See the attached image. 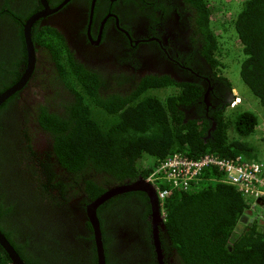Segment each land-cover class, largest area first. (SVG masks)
<instances>
[{"label": "flooded vegetation", "instance_id": "1", "mask_svg": "<svg viewBox=\"0 0 264 264\" xmlns=\"http://www.w3.org/2000/svg\"><path fill=\"white\" fill-rule=\"evenodd\" d=\"M46 2L50 9L57 11H51L31 26V38L36 46L32 77L21 91L0 105V154L3 155L0 160V231L26 264H95V259L98 264L93 227L85 218L87 206L111 187L136 182L142 176L119 181L93 168L75 174L61 163L55 151V135L40 123L42 110L34 109L38 102L45 103L46 97L56 92L62 93V99L71 98V95L66 82L57 74V64L50 50L40 37L43 38L44 33L51 35L49 30H55L73 58L103 78L98 90L104 96L120 88L121 91L130 88L136 82L126 84L113 79L123 74L137 78L138 82L154 77L161 87L156 92L160 93L168 87L163 85L173 86L172 93L175 92L184 121H205V140L219 126V117L234 119L230 117V107L239 104L238 95L221 74L220 66L218 69L211 55L207 56L212 48L207 47L210 40L199 21L194 0ZM43 9H46L43 0H0V92L6 86H13L26 70L29 56L25 25L32 15ZM66 20L71 37L53 25L66 23ZM150 57L156 59L160 67L145 69L143 61ZM167 67L171 68L170 72ZM44 105L50 114L63 115L66 109L52 100ZM3 135L15 142L13 155L5 158ZM20 160L24 161L21 165ZM15 165L29 176L30 167H36L41 187L47 181L43 165L53 167L52 185L59 181L65 188L54 186L50 190L52 199L43 203L39 211L43 213L46 205H52L48 214L66 219L72 244L63 243L61 238L58 243V238L52 241L38 237L35 227L21 221L22 213L27 211L19 206L18 193L7 187V176ZM26 179L34 191L37 183L33 178ZM96 185L103 189L93 198ZM23 203L26 206L24 200ZM97 213L109 263L128 261L132 264L138 261L136 259H145V262L156 259L158 264L154 239L156 224L165 263L179 264L176 259L180 258L171 246L166 229L154 218L151 198L146 192L134 190L114 195L99 206ZM0 249L3 248L0 246Z\"/></svg>", "mask_w": 264, "mask_h": 264}, {"label": "trees", "instance_id": "2", "mask_svg": "<svg viewBox=\"0 0 264 264\" xmlns=\"http://www.w3.org/2000/svg\"><path fill=\"white\" fill-rule=\"evenodd\" d=\"M194 1L199 21L210 40L207 47L212 48L207 56L211 55L219 69L223 65V46L211 16L216 6L209 0ZM230 25L243 47L240 78L264 109V0H242ZM49 32L51 35L44 33L40 38L50 50L57 74L66 82L71 98L62 99L59 92L46 97L45 103L52 100L66 108L63 115L50 114L42 102L37 103L35 110H42L40 123L55 135L56 154L70 172L78 174L93 168L119 181L146 178L160 161L174 152L194 158L213 152L226 158L242 155L248 161H263L256 146L246 140L259 123L254 112L239 111L234 119L228 120L219 117V126L205 140V121H184V113L177 107L175 92L172 93L173 86L163 85L168 87L160 93L156 92L161 87L154 77L138 82L137 78L123 74L113 79L126 84L136 82L130 88L123 91L120 88L104 96L98 90L103 78L79 64L55 30ZM231 132L237 138L231 137ZM23 162L20 160V165ZM42 168L47 178L42 187L36 167L29 169L32 177L25 175L33 178L38 186L33 200L26 202L27 213H22L21 221L35 227L38 237L52 241L58 238L59 243V232L47 226V219L53 217L48 214L52 205H46L43 213L39 209L52 199L50 190L54 186L65 188V185L59 181L52 185L51 165ZM220 177L219 172L207 170L199 184L187 190H175L163 202L167 236L180 258L176 261L179 264H264V215L254 211L252 198L234 185L221 182ZM94 189L97 192L93 198L103 188L96 185ZM251 208L252 214H248ZM65 226L68 232L69 227ZM136 260L132 264H157L156 259ZM0 264H11L3 249H0Z\"/></svg>", "mask_w": 264, "mask_h": 264}, {"label": "rangeland", "instance_id": "3", "mask_svg": "<svg viewBox=\"0 0 264 264\" xmlns=\"http://www.w3.org/2000/svg\"><path fill=\"white\" fill-rule=\"evenodd\" d=\"M209 1L212 5L217 7H214L216 9H212L211 16L216 32L220 35V40L223 46V55L221 57L223 65L220 67V72L232 84L238 97H240L239 104L235 108L230 107V109H232L230 111V117L235 118L239 111H251L257 115L259 120L258 126L255 128V132L246 140H248L249 143H253L260 153L259 156L264 158V109L260 104L259 99L246 87L240 78V64L243 59V47L235 35L233 27L230 25L234 16L240 9L242 0ZM218 25L223 26L224 29L219 28ZM225 28H227V30H225ZM3 136L5 137L6 135ZM230 136L237 138V135L234 132H231ZM243 139L245 140V138ZM3 141L5 157H9V154L13 155V150L15 149L14 140H9L5 137ZM28 141L32 142V139H29ZM11 159L14 160V158ZM146 161H149V158L146 159ZM20 169L21 168L16 165L15 167H12V170L7 176V187L11 191L15 190L18 193V196L21 198L19 206L25 208L23 200L25 202L32 201L35 192L29 187L28 180L26 179V176L19 171ZM65 224H67L66 219L60 215H53V217L47 219V226H49V228H56L63 243L66 242L67 244H72L73 242L68 238Z\"/></svg>", "mask_w": 264, "mask_h": 264}, {"label": "built area", "instance_id": "4", "mask_svg": "<svg viewBox=\"0 0 264 264\" xmlns=\"http://www.w3.org/2000/svg\"><path fill=\"white\" fill-rule=\"evenodd\" d=\"M236 100L239 102L240 98ZM207 170L219 172L221 182L234 185L242 194L252 198L254 211L264 215V160L248 161L242 155L226 158L213 152L194 158L174 152L160 161L146 177L156 188L164 220L166 214L162 204L165 199L175 190H187L199 184Z\"/></svg>", "mask_w": 264, "mask_h": 264}, {"label": "water", "instance_id": "5", "mask_svg": "<svg viewBox=\"0 0 264 264\" xmlns=\"http://www.w3.org/2000/svg\"><path fill=\"white\" fill-rule=\"evenodd\" d=\"M43 2L45 4L46 9H43L42 11L32 15L25 25V37H26L25 39L27 43L28 56H29L28 66L24 71V73L22 74L21 78L13 86H10L2 93H0V105H2L9 97L14 95L18 91H21L27 85L28 81L32 77L36 62V53H35L36 46L31 38V26L34 24L36 20L46 16L51 11L53 12L57 11V9H50L46 0H43ZM64 18L66 19V17ZM53 25L71 37L72 33L70 31L69 22L67 20L66 23L63 24L60 23L59 25L53 24ZM143 65L145 69L147 68L154 69L155 67H160V63L152 57L145 59L143 61ZM167 69L170 72L171 68L167 67ZM134 190H141L148 194V196L151 198L154 218L159 219L162 227L165 228V220L161 213V206L159 203V199L157 197L156 188L145 178L141 177L136 182L111 187L101 196L90 202L86 210L85 218L86 220L90 221L93 227L94 239L98 254V264H106L107 260H106V254L103 243V231L97 210L100 205H102L106 200L110 199L114 195H117L119 193H124L127 191H134ZM247 213L251 214L252 211L248 210ZM154 239H155L156 250L158 253V264H165L164 255L162 252V248L158 236V228L156 224L154 227ZM0 246L8 253L11 260V264H26L22 259V257L20 256V254L17 252V250L14 248V246L11 244V242L7 239V237L2 231H0Z\"/></svg>", "mask_w": 264, "mask_h": 264}, {"label": "clouds", "instance_id": "6", "mask_svg": "<svg viewBox=\"0 0 264 264\" xmlns=\"http://www.w3.org/2000/svg\"><path fill=\"white\" fill-rule=\"evenodd\" d=\"M238 97V96H237ZM240 98V97H239ZM264 160V158H262ZM251 211V210H250Z\"/></svg>", "mask_w": 264, "mask_h": 264}]
</instances>
